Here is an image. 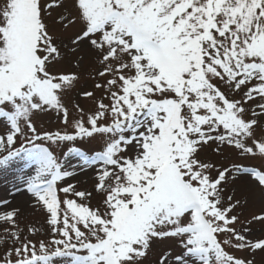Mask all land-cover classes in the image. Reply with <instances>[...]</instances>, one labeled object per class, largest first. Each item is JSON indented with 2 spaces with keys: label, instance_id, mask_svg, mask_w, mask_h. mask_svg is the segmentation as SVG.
Masks as SVG:
<instances>
[{
  "label": "snow or ice",
  "instance_id": "6c2138e0",
  "mask_svg": "<svg viewBox=\"0 0 264 264\" xmlns=\"http://www.w3.org/2000/svg\"><path fill=\"white\" fill-rule=\"evenodd\" d=\"M0 176V264H264V0H0Z\"/></svg>",
  "mask_w": 264,
  "mask_h": 264
},
{
  "label": "rangeland",
  "instance_id": "374dc122",
  "mask_svg": "<svg viewBox=\"0 0 264 264\" xmlns=\"http://www.w3.org/2000/svg\"><path fill=\"white\" fill-rule=\"evenodd\" d=\"M39 124H42L44 128L54 130L60 125L58 122L52 118V117H47V116H42L39 118ZM11 179V176H9L8 180ZM3 176H0V199H10L12 200L11 205H9V208L14 207H21V215L19 219V223L21 227H24L26 230V226H32L35 225L37 227L44 225L45 222V216L44 213L35 210L32 207H30V202L31 198L27 195H22V194H17L14 198L9 195V188L10 184ZM78 180V187L83 189L87 188L89 191L92 190L93 184H94V178L92 173H89L87 175H81L80 177L77 178ZM76 182V181H74ZM99 197L95 196L92 200L93 205L97 204L99 202ZM264 207V205H261L260 203H255L254 205L250 206L248 209V212H259L261 208ZM6 209H0V211H3ZM46 226V225H45ZM258 259V264H259V258Z\"/></svg>",
  "mask_w": 264,
  "mask_h": 264
},
{
  "label": "bare ground",
  "instance_id": "6f19581e",
  "mask_svg": "<svg viewBox=\"0 0 264 264\" xmlns=\"http://www.w3.org/2000/svg\"><path fill=\"white\" fill-rule=\"evenodd\" d=\"M14 207V206H13ZM17 207H19V206H17ZM19 208H21V207H19Z\"/></svg>",
  "mask_w": 264,
  "mask_h": 264
}]
</instances>
